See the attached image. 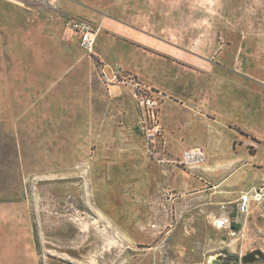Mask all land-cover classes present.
<instances>
[{
  "label": "rangeland",
  "instance_id": "374dc122",
  "mask_svg": "<svg viewBox=\"0 0 264 264\" xmlns=\"http://www.w3.org/2000/svg\"><path fill=\"white\" fill-rule=\"evenodd\" d=\"M70 19L100 25L91 52ZM10 249L264 264V0H0V264Z\"/></svg>",
  "mask_w": 264,
  "mask_h": 264
},
{
  "label": "built area",
  "instance_id": "2783aa9c",
  "mask_svg": "<svg viewBox=\"0 0 264 264\" xmlns=\"http://www.w3.org/2000/svg\"><path fill=\"white\" fill-rule=\"evenodd\" d=\"M70 30L75 34L77 38L78 46L91 52L95 42V38L100 31V25H93L85 19H70ZM183 157L188 162H198L203 159V152L200 150L188 149L184 151ZM261 198V194L255 191L252 194L244 193L239 198L238 212L247 211L249 205L252 202H258Z\"/></svg>",
  "mask_w": 264,
  "mask_h": 264
},
{
  "label": "crops",
  "instance_id": "0c3cea01",
  "mask_svg": "<svg viewBox=\"0 0 264 264\" xmlns=\"http://www.w3.org/2000/svg\"><path fill=\"white\" fill-rule=\"evenodd\" d=\"M6 251H10V252H16L17 254L15 255H3V258H2V263L1 264H23V261L25 259H27V255H21V254H18L19 252H22V251H25V250H22V249H17V250H14V249H10V250H5ZM31 258V263H33V257H30Z\"/></svg>",
  "mask_w": 264,
  "mask_h": 264
},
{
  "label": "water",
  "instance_id": "95a60500",
  "mask_svg": "<svg viewBox=\"0 0 264 264\" xmlns=\"http://www.w3.org/2000/svg\"><path fill=\"white\" fill-rule=\"evenodd\" d=\"M254 256H247L243 258L244 262H251L254 260ZM215 262L218 264H237L238 259L234 256V255H227L224 254V257H222L221 255H216V260Z\"/></svg>",
  "mask_w": 264,
  "mask_h": 264
},
{
  "label": "bare ground",
  "instance_id": "6f19581e",
  "mask_svg": "<svg viewBox=\"0 0 264 264\" xmlns=\"http://www.w3.org/2000/svg\"><path fill=\"white\" fill-rule=\"evenodd\" d=\"M220 255V254H219ZM222 257H224V255L221 254ZM216 260V257L212 256L209 261H208V264H218V262L216 263L215 262Z\"/></svg>",
  "mask_w": 264,
  "mask_h": 264
}]
</instances>
